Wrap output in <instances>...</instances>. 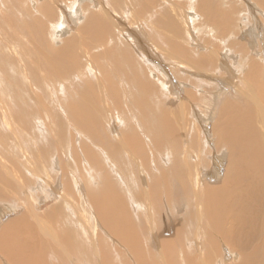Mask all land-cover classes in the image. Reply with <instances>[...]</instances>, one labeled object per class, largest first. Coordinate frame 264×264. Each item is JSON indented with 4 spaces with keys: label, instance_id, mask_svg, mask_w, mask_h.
Returning a JSON list of instances; mask_svg holds the SVG:
<instances>
[{
    "label": "bare ground",
    "instance_id": "6f19581e",
    "mask_svg": "<svg viewBox=\"0 0 264 264\" xmlns=\"http://www.w3.org/2000/svg\"><path fill=\"white\" fill-rule=\"evenodd\" d=\"M70 1L50 0L42 4L30 0L22 8L20 0H0V12L4 13L0 47L5 40L23 34L27 36V45L33 47L34 59L30 61L34 84L29 83L26 91L17 79L19 73L12 71L13 61L0 48V77L4 80L0 88L11 97V101L9 96L2 98L0 121L3 129L11 123L18 127V132L4 129L2 140L5 145L16 140L11 146L15 152L24 148L23 143L29 145V140L20 141L17 133L31 140L37 138L40 145L35 148L39 163L42 162L39 166L29 160L30 167H21L24 163L0 155V170L6 171L0 173L3 190L9 189L16 195L0 189V215L17 209L1 200L23 199L21 171L35 176L44 170L50 164L53 146L61 147L62 151L58 148L57 152L64 154L65 159L59 175L64 190L61 200L44 199L57 201L44 214L40 212L44 205L35 202L30 210L0 226V264H77L73 260L79 264H90L91 260L95 264H231L227 262L228 255L233 259L232 264H264V73L255 58H245L256 42L252 44L241 22L232 20L230 14L234 9H228L226 0L221 4L217 0H185L184 5L177 4V0H163L169 8L160 5L158 9V5H152L154 0H131L139 7V22L144 21L149 27L147 42L153 39L157 46L161 45L166 59H188L197 70L190 71L197 79L216 61L219 73L226 71L229 61L233 70L246 79L245 87L249 91L244 97L234 102L227 99L221 109L218 107L219 117L214 128L211 126L216 139L211 152L204 145L200 147V140L191 144L192 150L185 139L184 149L180 139L186 133L185 120L192 122L198 134L194 120L199 109L197 102L201 107L221 104V98L218 102L213 97L214 91L207 87L210 84L193 78L192 84H198L201 91L188 89L185 98L190 106L181 104L175 110L169 105L173 102L163 97L160 86L148 78L153 75L149 61L155 59L150 56V50L146 51L137 38L133 43L132 37L123 33L125 27L107 18V13L112 15L122 5H130L127 0H95L85 17L80 8L83 24L77 30L71 29L74 25L65 24L62 15L57 14L58 4L66 5ZM256 1L264 10V0ZM185 6L198 12L201 29L202 24L204 31L212 27L210 32H213L208 36H214V41L225 47L222 58L218 56L221 52L218 46L215 53L201 52L197 56L184 45L187 41L184 26L190 25L183 24V18L178 20L177 15L182 14ZM29 7L39 15L32 16ZM78 9L76 3L72 14ZM155 9L158 12L153 14ZM219 9H224L227 15ZM237 28L243 32L239 33ZM186 33L191 38L190 31ZM81 58L84 63L90 62V67L92 62L97 63L91 72L97 81L103 74L106 76L104 86L97 89L96 84L86 80L84 86L83 82L78 85L77 91H70L73 87L65 85L75 75L89 74ZM42 72L50 78L62 76L70 96L67 97L66 91H55V98L50 89L38 82ZM30 91H34L32 103L23 98ZM107 108L116 112L114 116L106 115L113 121L116 134L107 127L109 119L103 117ZM131 119H135L134 124ZM48 121L54 123L53 127L45 125ZM66 123L87 138L79 142L76 129L68 128L71 146H65ZM38 125L51 131L52 137L45 136ZM117 127L123 130L116 131ZM118 132L124 146L117 140ZM207 141L213 143L209 137ZM214 150L227 156L225 175L216 185L207 183L221 179L216 174L220 157ZM204 151L212 154L211 166L206 168L205 161L197 170L191 154L205 158ZM164 153L172 158L168 170L162 163L157 165ZM3 175L11 179L2 178ZM23 202L25 206L26 200ZM43 219L49 220L48 223ZM155 257L158 262L154 261Z\"/></svg>",
    "mask_w": 264,
    "mask_h": 264
},
{
    "label": "rangeland",
    "instance_id": "374dc122",
    "mask_svg": "<svg viewBox=\"0 0 264 264\" xmlns=\"http://www.w3.org/2000/svg\"><path fill=\"white\" fill-rule=\"evenodd\" d=\"M20 1H22L21 2L22 8L25 7V4L26 5L30 4V0H20ZM33 1H41L40 3H42L43 1H50V0H33ZM93 1H95V0H76L74 5L76 3H78L79 9H78L77 13H75L74 15L72 14V10L74 8V5L72 4L73 0H71L66 5L58 4L59 9L57 10V14L62 15V19H63V21H65L64 22L65 24H66V22H70V26L74 25V27L71 29L75 30L78 26H81L83 24L82 23L83 21H80L81 20V16H80L81 9L83 10V15L85 17V15H87V13H89L90 8L93 5ZM134 1H136V0H134ZM134 1L127 0V3L130 5H128V6L122 5L121 7L115 9L112 12V15L107 13L108 14L107 18H110L115 25L118 26L120 24L122 28L125 27L126 29L125 28H123V29H124V31L125 30H127V31H125V32L123 31V33H125L126 36H131L133 43L137 42V39H138L139 43L141 44V46L146 51L150 50V52H149L150 56H154L155 59L150 60L149 64H151V67L153 66L154 68L155 67H157V68L153 69V67H152L151 71H153V75H149L148 78H149V80L150 79L154 80L156 82V84L160 86L158 88L160 91L163 92V97H168V102L169 101L173 102V104H169V105L174 107L175 110H177V111L182 107L181 104H184L185 107L190 106V103L189 102L187 103V100L185 98L186 97V94H185L186 91H190L188 89H191V91H194V92L197 90L201 91L199 88L200 86L198 84H192L191 80L193 78L195 80L203 79L204 81H200V82H205V83L207 82L208 84H210V86H207V87L208 88L210 87L211 90L214 91L213 97L216 100L221 98L220 99L221 104L219 103V104H217V106L215 104V105H212L210 107H201L199 105V102H197L196 106L199 109L197 110V114H196L194 120L196 123V125H195L196 130H197L199 135L195 133V130L193 129V126H192V122L186 121V120H185V126H184L186 133L183 136H182V134L180 135V139L183 140L184 149H185V142H184L185 139L188 140L190 145L196 144V141L200 140V147H201V145H204V148L206 147V149H208L212 152V149L214 148L215 142H216L215 141L216 139L213 138V136H212V132H213L215 121L219 117V112H220L219 110L221 109L222 103L226 102L227 99H230L231 102L232 101L234 102V100H236V98L240 99L241 97H244L243 94H245L247 91H249L245 87L246 79H244L242 77V73H238L237 71L233 70V68H232L233 66L230 64L229 61H227V64H226V71L219 73L220 72L219 69L215 67L217 64V61H216L211 67L207 68V70L204 69L203 71L205 73H203L201 75L202 77L200 75H198L200 77L197 79L190 72L192 70L193 71H197V70H196V68L193 67V64L188 59H186L184 57H179L177 59H170V58L166 59L165 50L161 45L157 46L154 43L153 39L149 43L147 42V35L149 32V27H147V25H146V23H144V21L139 22L140 19L137 18V14L139 13V7L134 4ZM157 1H155V0L152 1V5H158L156 7L157 9L160 5H164L167 8H169L168 5H166L165 3L162 2L163 0H160L161 2L159 0H157ZM182 1H185V0H177L176 3L177 4L181 3L182 5H184L182 3ZM221 1L222 0H217L215 2L221 4ZM226 1L229 4L228 9H230V10H231V8L234 9L233 14H230L231 15L230 17H233L232 20L236 21L237 23L241 22L240 24L243 25V29L246 30V32L249 36H251V39H249V40L252 41L253 45H254V41L256 42V44L254 46V50H251V51L248 50L249 52L248 51L246 52L247 55L245 54V56H246L245 58L246 59L247 58H253V59L255 58L262 67L263 71L261 73H264V10H262V8L259 6V4L257 3L256 0H226ZM220 7L221 6H219V8ZM29 8H30L32 16H38L39 15V13L36 12L33 8H31V7H29ZM157 9H155L153 14H156L158 12ZM94 10H95V8H94ZM221 10H222V13L224 12V14L226 16L227 15L226 11L224 9H219L220 13H221ZM181 11H182V14L178 13L179 11L177 12L178 13V15H177L178 20H179V18H181V19L183 18V24L186 22L185 23L186 25H190V27L184 26L185 35H186L185 39H187V41L185 42L184 45L189 50H193V52H195L197 56L199 54H201V52L202 53L206 52V55L215 53L216 46H218L217 48H219L220 49L219 51H221L220 53H218V56H220V58H222L225 55V51H226L225 47L222 46L221 44H218L217 41L215 42L213 39L214 36L213 37L208 36V34H211L213 32V31L210 32L211 31L210 29H212V27H209L210 29H207L206 31H204L203 30L204 25L202 24L203 27H202V29L200 28L201 27L200 22H202L201 21L202 18L200 17L199 14H197L198 12L196 10L189 9V7L185 6L182 8ZM2 13L3 12H0V26L2 25V22H3L2 18L4 17L3 16L4 13L3 14ZM17 14H18V12H17ZM71 14H72V16H71ZM185 18H187V21L184 20ZM221 20L224 21L223 19H221ZM133 22H134V25H133ZM70 26H65V27L67 29H70ZM198 28L201 31L197 30ZM234 28H235V26H234ZM237 30H239L238 31L239 33H241V31L243 32V30H240L238 28L236 29V31ZM189 31H190L189 34H190L191 38L189 36H187V33H186ZM134 34H136V35H134ZM17 35H18V38L5 40V42L7 44L4 42V44L1 45L2 48L1 47L0 48L3 50V52L5 54H7V57H9L13 61V67L14 68H12V71L15 73H19V76L17 79H18L20 85L26 91H28L26 87L30 86L29 83L32 85L34 84L33 79L30 75L31 74L30 69L33 68L32 63H30V61L34 60L32 57L33 54L31 53V50L33 47H32V45H27V41H28L27 36H25L23 34H22V36H20L19 34H17ZM255 38H256V40H255ZM241 40L244 41L243 39H241ZM57 43L58 42H56V44ZM61 43H62V41L60 42V44H57L58 47H59V45H61ZM194 44H196V45H194ZM8 47H10V48H8ZM204 49H205V51H203ZM131 50H134V48L132 47ZM80 55H82V54H80ZM88 57L91 59V57H92L91 54H88ZM174 60H175V62H174ZM80 62L82 64L83 68L89 74L86 75V77H83V76L78 77L75 75L74 80H72V81L66 80L65 85L73 87V90H70V91H77L78 85L83 82L82 85L84 86L86 83V80L88 83L91 82V83L96 84V86H98V87H96L97 89H99L102 85L104 86L106 80L103 78L106 76L103 74L102 76H100V81H97V80H95V73L93 74L91 72L93 69L95 70L97 63L92 62V65L90 67L89 66L90 62L84 63L82 58L80 59ZM145 63H148V60ZM106 75H108L110 77V74L106 73ZM87 77H89V78L87 79ZM37 79H38V82L40 84H42L43 86H45L46 88L51 90V91L50 90L49 91L52 93V95L55 98H57V96L55 95V91H66L68 89L64 85V79L62 76L50 78L42 72V73H39V76L37 77ZM111 79H112L111 77L108 78V80H111ZM1 82L4 83V80L0 77V87H1ZM98 82H99V84H98ZM67 83H69V84H67ZM5 85H7V83ZM251 90L257 91L256 88H251ZM213 91H210V92H213ZM230 92L232 95L230 94ZM66 93H68V91H66ZM214 94H216V95H214ZM33 95H34V91H30V95L28 97H23V98L27 102L32 103L35 101V97ZM8 96L10 97V94L3 92L0 88V102H1L0 103V110L2 109V106H3L2 98L7 99ZM69 96L70 95L68 93L67 97H69ZM206 97H209V96L206 95ZM9 101H11V97L9 98ZM217 101L220 102L219 100H217ZM238 105L241 108L240 102ZM205 112L209 113V117L207 116L208 114H206ZM213 112H214V114H213ZM54 114L56 115V113H54ZM211 114H213L212 115L213 117H211ZM106 115L114 116V115H116V112L112 108H107V112L103 113V117ZM198 115H200V117H199L200 119L198 118ZM57 116H58V114H57ZM172 116H174V115H172ZM44 118H46V117H44ZM48 119L53 120V119H50V117ZM107 119H109V118L107 117ZM201 119H202V121H201ZM104 121H105V118H104ZM46 123L47 124H45V125L47 127H51V126L53 127V124H54L53 122L48 121ZM131 123L134 124L135 119H131ZM11 125L8 124V126H4V129L5 130L10 129L9 131H11V132H18V127H16V126L14 127L15 123H11ZM211 126H213V128ZM2 127L3 126L1 125V121H0V145H1L0 146V155L4 156V154H5L6 158L10 157L11 159H13L14 162L19 161L21 163H24V166H21V167H25V166L30 167V165H28L29 160L33 161L35 164L40 166V164L42 162L39 163L40 158L38 156V151L35 148L36 145H40L38 139L33 138L31 140L29 138H26L25 135H20L17 133L16 135L20 137L19 140L22 141L23 138L26 139L27 141L29 140V145H25V143H23L24 148H21L19 150L14 149L15 150V152H14L11 149V146H12L13 142L16 140H11V141H9V143L7 145H5L4 141L2 140L4 138L2 135H3L5 130ZM9 127H11V128H9ZM107 127L110 128V130H113L114 133L116 134L115 129H114V125H113V121L111 119H109V125ZM68 128H72V129H76V128L73 126H69L67 123H66V126H64V134H65V138H66L64 145L70 147L71 141H69V140H71V136L67 132ZM120 129L121 128L117 127L116 131H119ZM38 130L42 131L45 136L48 135V137H50V138L53 135V133H51V131H48L47 128L41 127L39 125H38ZM122 130L123 129H121L120 131H122ZM75 131L78 133L79 142H83L84 139L87 138L83 133L77 131V129ZM6 133H9V132L6 131ZM137 134H139V133H137ZM116 137H117V140L120 141L119 143L124 146L125 143L122 142V137L119 135V132L117 133ZM207 137L211 138L213 140V143H208ZM148 142L150 143V140H148ZM112 143H113V141H112ZM58 148H59V145H57L56 147L53 146V152H52L53 158L51 157L50 164H48V166L44 170H39L37 175L29 176L27 174V172L21 171L22 178H20L21 179L20 181H21L23 188H24L23 199L17 200L16 198L9 197L8 199H6V198L3 199V201L1 200V202L3 204H6L10 207L14 206V208H17V209L14 210L13 212L11 210H9L6 213H4L3 215L1 214L0 215V226L5 225L9 220L15 219L18 215L22 214V212L24 214L25 212L30 210L31 204H33L35 202H40L39 205H41V204L44 205V207L40 210V212L44 214L50 209L49 207L53 206L57 202V201H52V200H55V199H57L58 201L61 200V198L64 195V190L60 186L61 178L59 175H60V168L63 167L62 165L64 164L65 159H64V154H60L57 152ZM191 149L194 150L192 145H191ZM59 150L62 151L61 147L59 148ZM8 151H11V152H8ZM3 152H6V153H3ZM10 153H12V154H10ZM165 153L162 154V156L158 160L157 165L160 166L161 164H159V163H162L165 170H168L171 168L170 164L172 162V158L170 157V155H167ZM203 153L205 154V158L198 156V154H191V156L194 158V163L197 164V170H198V165H204L205 161L207 163L206 168L207 167L209 168L211 166L210 156L212 154L209 155V151H204ZM215 153L220 157V159L218 157L219 160L216 162V164H217V169H216L217 173L216 174L221 179H215L214 178L211 182L207 181V183L213 184V185L219 184L220 181H222V178L224 177L225 172H226V168H227V160H226L227 156L225 154L222 155L221 153H218V152H216V150H214V154ZM12 156L13 157L15 156L14 158H16V159L12 158ZM18 157L19 158L21 157V159L19 160ZM59 157H60V159H59ZM0 171H1L0 173L2 174V172H4L5 170H0ZM5 173H6V171H5ZM159 173H160V171H159ZM214 173H215V171H214ZM3 177H6V176L3 175L2 178ZM6 178L11 179L9 176H7ZM25 182H28L29 184L24 185ZM0 186H1L0 189L3 190L4 188H3L1 181H0ZM5 189H7V188H5ZM35 189H36V191H35ZM58 189H60V190H58ZM3 191H6V190H3ZM42 191H43V193H42ZM47 191L49 193H47ZM6 192H8V194L10 193V195L11 194L15 195V192L10 191L9 189H7ZM47 195H49V197ZM47 198H54V199L44 201V199H47ZM67 198L69 199V196ZM158 199H159V196H158ZM15 200H17V201H15ZM23 200H26L25 206L23 205V203H24ZM30 200H31V202H29ZM35 200H37V201H35ZM142 209L145 210L144 207ZM176 213H177V210H176ZM141 216L143 217V214ZM176 216H178V215H176ZM48 221L49 220H47V219H43L44 223H48ZM87 222L89 223V225L91 226L92 229H95L92 222H90V221H87ZM112 240L114 241V238ZM112 240H111V242H112ZM198 241L201 244V241L200 240H198ZM201 247H202V244L199 247L200 250H201ZM228 256L229 257L227 259L228 260L227 262L232 264L233 259L231 258V255H228ZM229 259L231 260V262ZM156 260H157V258L155 257L154 261H156ZM91 262H93V263H91ZM91 262H90V264H95L94 261L91 260ZM157 262H158V260H157ZM73 263L79 264L75 260H73ZM226 264H228V263H226Z\"/></svg>",
    "mask_w": 264,
    "mask_h": 264
}]
</instances>
